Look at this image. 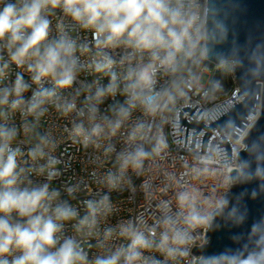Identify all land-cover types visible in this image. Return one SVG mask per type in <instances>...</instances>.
<instances>
[{
  "label": "clouds",
  "instance_id": "1",
  "mask_svg": "<svg viewBox=\"0 0 264 264\" xmlns=\"http://www.w3.org/2000/svg\"><path fill=\"white\" fill-rule=\"evenodd\" d=\"M227 37L215 0H0V264H189L208 232L243 225L230 190L257 180L264 192V136L245 142L260 115L219 187L204 190L225 164L213 148L194 156L188 179L171 175L150 211L124 216L112 199L135 192L133 176L166 151L163 129L193 92L206 105L227 95L208 67L215 59L224 77L245 68L239 48L216 51ZM246 58L251 86L264 80V44ZM53 114L91 150L95 188L61 179L60 138L41 131ZM232 239L239 247L209 264H264V218Z\"/></svg>",
  "mask_w": 264,
  "mask_h": 264
},
{
  "label": "water",
  "instance_id": "2",
  "mask_svg": "<svg viewBox=\"0 0 264 264\" xmlns=\"http://www.w3.org/2000/svg\"><path fill=\"white\" fill-rule=\"evenodd\" d=\"M215 4L220 10V18L228 27L227 40L218 45L216 51L228 54L233 47L239 48L246 68L248 66L246 53L258 44H264V0H215ZM209 63L216 64V61L212 59ZM245 68L237 69L233 74V80L239 90L237 92L238 100L233 102L234 105L229 109L224 104H219L208 112L205 120L208 124L203 123V113L198 106H190L188 103L183 105L182 110L189 112L186 114H190V116L185 119L184 115L182 118V112L179 110L176 113V121L173 119L170 123L172 137L177 144L195 148L197 134L203 129L198 152H206L209 141L213 137L211 133L213 130L220 138V142H216L217 151L224 154L225 164H228L227 157L233 154V148L223 132L237 138L252 115L256 113L257 106V116L260 115V117L245 142L251 143L258 137L264 136V80H257L253 85L246 86L244 84ZM249 88L251 91L247 90ZM240 157L247 159L248 153L242 150ZM259 183V181L253 180L234 185L231 188L232 203L239 200L241 208L247 210V219L243 225L228 224L219 230L208 232L207 244L203 243L193 249L195 255H200L195 260V264H209V256L219 255L228 249H236L239 245L232 237L236 234L246 236L251 225L264 218V192H260ZM253 190L258 193L256 198L251 196Z\"/></svg>",
  "mask_w": 264,
  "mask_h": 264
},
{
  "label": "built area",
  "instance_id": "3",
  "mask_svg": "<svg viewBox=\"0 0 264 264\" xmlns=\"http://www.w3.org/2000/svg\"><path fill=\"white\" fill-rule=\"evenodd\" d=\"M209 64L210 63H208V67L211 70L210 78L215 79L214 76L216 75L218 70H216L214 63H211L210 65ZM12 71L14 74L15 71H18V69L13 66ZM24 76L25 79H29L27 73H24ZM88 79H91V77H88ZM216 79L222 80V78L220 77ZM223 83L225 85V88L227 89V95L222 97L214 104L206 105L201 101L200 96L196 92H193L191 94V100L188 102V104H190V106L196 105L202 110L201 112L203 113L204 124H208L205 121L207 113L213 110L219 104H224L225 107L229 109L234 105L233 102H236L238 100L237 92L239 90L238 86L233 80V75L231 76V82H228L226 80L225 82L223 81ZM27 95L30 96L31 91H29ZM109 102L110 101H106V104ZM180 110L182 112V118H184V115L185 119L190 116V114H186L189 112L183 111L182 108ZM257 112L258 110H256V113L252 115L245 128L239 133L237 138H233L228 133L223 132V134L227 137L230 144L232 145L233 150L237 146H242L241 140L245 136L247 129L251 126V123H253V121L255 120ZM174 120L176 121V115L174 117ZM65 123H67V121L58 120L53 114L46 121L42 122L41 128V131H44L49 127H53L55 134L60 138V146L57 149V155L62 154V159L65 160L67 165V171L65 172L64 176L61 177V179H67L69 177L76 176L77 178L83 179L84 182L90 186V188H95L96 186L92 182L91 172L94 168L97 167V165L92 162L91 150L86 153L81 148V146L74 144L71 141L68 135L63 132V125ZM163 132L167 138L168 148L161 157H158L154 161L146 164V169L142 176L138 178L133 176V182L136 186L135 192L132 193L128 190H125L121 193H112L113 201L118 203L120 206L121 215L128 216L135 215L140 212L150 211L159 199L166 198V186L168 178L171 175H174L178 180L188 179L185 174L192 166L194 162V156L204 153L198 152L199 140L203 129H201L197 134L195 148L177 144L172 137L170 124L164 127ZM211 133L213 134V137L209 141L208 150L213 148L217 150L216 142H220V138L213 130L211 131ZM21 147L25 146L21 145ZM117 147L119 148V145H117ZM107 166L108 165L106 164L105 167ZM100 170L102 171L103 169ZM228 171H230L228 164H224L223 167H219L217 175L212 180L205 182L204 190L211 191L213 187H219L218 181L223 179V174ZM55 183L59 184L60 180L56 181ZM141 185H143V187H141ZM84 198L86 197L83 193L78 197V199ZM201 245L202 241L198 246ZM196 259H198V255H195L193 253L190 257L189 264H195Z\"/></svg>",
  "mask_w": 264,
  "mask_h": 264
},
{
  "label": "trees",
  "instance_id": "4",
  "mask_svg": "<svg viewBox=\"0 0 264 264\" xmlns=\"http://www.w3.org/2000/svg\"><path fill=\"white\" fill-rule=\"evenodd\" d=\"M216 75L222 78V80L225 82V77L221 74V72L217 71ZM228 82H231V80H227Z\"/></svg>",
  "mask_w": 264,
  "mask_h": 264
},
{
  "label": "rangeland",
  "instance_id": "5",
  "mask_svg": "<svg viewBox=\"0 0 264 264\" xmlns=\"http://www.w3.org/2000/svg\"><path fill=\"white\" fill-rule=\"evenodd\" d=\"M210 74H211V70H210ZM214 78H215V79H216V78H219V76H218V75H215ZM220 78H221V77H220ZM225 80H231V76H230V77H225Z\"/></svg>",
  "mask_w": 264,
  "mask_h": 264
},
{
  "label": "bare ground",
  "instance_id": "6",
  "mask_svg": "<svg viewBox=\"0 0 264 264\" xmlns=\"http://www.w3.org/2000/svg\"><path fill=\"white\" fill-rule=\"evenodd\" d=\"M256 110H258V106L255 108ZM202 244H203V241H202ZM200 257V255H198V258Z\"/></svg>",
  "mask_w": 264,
  "mask_h": 264
}]
</instances>
